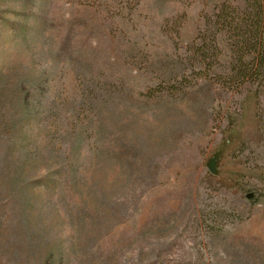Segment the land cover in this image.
Returning a JSON list of instances; mask_svg holds the SVG:
<instances>
[{
  "label": "rangeland",
  "instance_id": "374dc122",
  "mask_svg": "<svg viewBox=\"0 0 264 264\" xmlns=\"http://www.w3.org/2000/svg\"><path fill=\"white\" fill-rule=\"evenodd\" d=\"M222 1L0 0V264H264V77L196 62Z\"/></svg>",
  "mask_w": 264,
  "mask_h": 264
},
{
  "label": "trees",
  "instance_id": "16d2710c",
  "mask_svg": "<svg viewBox=\"0 0 264 264\" xmlns=\"http://www.w3.org/2000/svg\"><path fill=\"white\" fill-rule=\"evenodd\" d=\"M212 19L217 28L206 26L196 45L199 67L207 58L221 59L226 35L229 60L221 77L238 89L264 77V0H224Z\"/></svg>",
  "mask_w": 264,
  "mask_h": 264
}]
</instances>
